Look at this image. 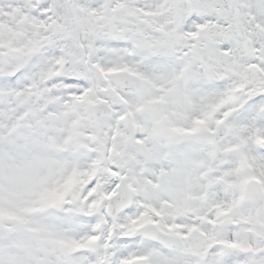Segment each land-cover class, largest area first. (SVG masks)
I'll return each instance as SVG.
<instances>
[{"label":"snow or ice","instance_id":"1","mask_svg":"<svg viewBox=\"0 0 264 264\" xmlns=\"http://www.w3.org/2000/svg\"><path fill=\"white\" fill-rule=\"evenodd\" d=\"M0 264H264V0H0Z\"/></svg>","mask_w":264,"mask_h":264}]
</instances>
